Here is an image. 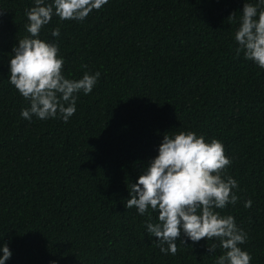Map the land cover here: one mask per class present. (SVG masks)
I'll return each instance as SVG.
<instances>
[{
  "label": "trees",
  "instance_id": "trees-1",
  "mask_svg": "<svg viewBox=\"0 0 264 264\" xmlns=\"http://www.w3.org/2000/svg\"><path fill=\"white\" fill-rule=\"evenodd\" d=\"M243 3L108 0L83 21L53 15L40 37L58 44L64 75L101 74L90 93H77L64 122L21 117L29 102L9 83L8 60L30 35L25 9L33 0H0L6 264H214L222 252L215 238L193 242L182 233L176 254H163L146 231L148 214L125 207L128 185L157 155L163 135L187 130L224 145L231 162L221 175L237 180L238 199L216 211L247 232L240 246L251 264H264V68L236 53ZM56 27L59 37L51 35ZM151 217L156 222L157 212Z\"/></svg>",
  "mask_w": 264,
  "mask_h": 264
},
{
  "label": "clouds",
  "instance_id": "clouds-1",
  "mask_svg": "<svg viewBox=\"0 0 264 264\" xmlns=\"http://www.w3.org/2000/svg\"><path fill=\"white\" fill-rule=\"evenodd\" d=\"M107 2L33 0V6L25 9L28 20L25 27L30 35L17 40L8 60L9 83L29 102L28 107L21 109V117L28 120L33 115L42 120L59 117L67 122L76 111L77 93L92 91L100 72L86 71L79 79L66 77L58 44L42 39L40 32L53 15L61 21H83ZM240 13L234 34L236 53L243 52L246 59L264 68V0L254 3L244 0ZM229 18H234V13ZM51 35L59 37V27L53 28ZM230 162L218 139L209 141L191 130L164 134L157 155L144 166L138 179L128 185L125 207L135 206L141 216L148 214L146 231L156 238L163 254H176V241L183 233L193 242L201 238L218 240L222 252L215 257L214 264H251V254L240 246L246 242L247 232L237 226L232 215L216 211L234 205L238 199L233 191L238 187L237 180L221 175ZM251 205L250 199L244 202L246 208ZM151 212H157L156 222L152 221ZM207 247L212 254L217 244L213 242ZM11 256L8 243L0 244V264H6Z\"/></svg>",
  "mask_w": 264,
  "mask_h": 264
}]
</instances>
